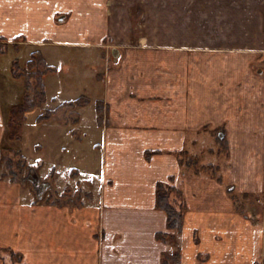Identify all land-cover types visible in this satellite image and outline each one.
Returning a JSON list of instances; mask_svg holds the SVG:
<instances>
[{"label":"crops","instance_id":"crops-1","mask_svg":"<svg viewBox=\"0 0 264 264\" xmlns=\"http://www.w3.org/2000/svg\"><path fill=\"white\" fill-rule=\"evenodd\" d=\"M35 51L55 69L38 107L73 101L52 75L89 100L38 123L40 162L23 153L57 200L2 174L11 60ZM262 192L264 0H0V264H258L264 228L237 207Z\"/></svg>","mask_w":264,"mask_h":264},{"label":"rangeland","instance_id":"rangeland-1","mask_svg":"<svg viewBox=\"0 0 264 264\" xmlns=\"http://www.w3.org/2000/svg\"><path fill=\"white\" fill-rule=\"evenodd\" d=\"M17 54V53H16ZM21 62L25 60L26 55H21ZM13 58V55H11V59ZM63 57H61L62 59ZM60 59V60H61ZM54 61H57L56 59ZM64 61V60H63ZM61 61V62H63ZM14 60H11V82L6 83V87L10 88L7 90L9 94L11 95V104L14 105L22 100V92H23V87H24V80L23 78L19 77L20 74H24V72H29L28 67L25 65L20 66L18 64L13 63ZM65 62V61H64ZM67 64V62H66ZM43 68V67H42ZM41 68V69H42ZM67 68V67H66ZM32 84L33 88H38L37 85V79L34 78L32 79ZM49 83V88L51 94L54 96L60 98V100H63L61 98H70L73 99L76 97H80L82 94H78V88L79 84L78 83H73V81H68L64 82V84H58L59 82L56 79V75L50 76V79L48 80ZM63 86V87H62ZM35 89L31 93L34 94ZM11 105V106H12ZM51 102L47 104V106H51ZM95 108V103L92 104L91 106H88L87 108L84 109L87 113V119L89 118L88 112L92 111ZM45 111L44 107H37L32 111H28V116L26 115V119L23 122L22 128H20V131H17V123L16 121L14 122V117L11 118V125L8 124V130H7V140L5 143V146L3 147V153H2V158H4V162L2 164V171L5 173L2 174H11L10 169L8 168V162L7 159H10L13 161V170L18 174L20 180L27 184V185H32V187L35 189L36 196L42 199H46L47 196H52L53 199L57 200L58 194L54 192L55 188H53L52 181L50 180H44V178L39 180V183L35 185L32 182V179L30 178V167L27 158L23 153H26L29 156V159L33 161L35 164L40 162V159L38 158V155L35 154V144L39 142H44L45 140L50 141L49 137L46 135V132L43 131V129H39L38 123L35 121L36 117L43 113ZM27 114V113H26ZM9 119V117H8ZM14 119V120H13ZM27 120V121H26ZM26 122V123H25ZM25 125V130L23 131V127ZM22 136V139H17V133ZM24 133V137H23ZM52 141L55 142V139H52ZM51 142V141H50ZM215 147V146H213ZM51 151H56L53 148V145L51 147ZM214 152V149H213ZM205 155L208 157H212L213 153L210 152L208 149L205 151ZM210 159V158H209ZM207 161H210L207 159ZM55 163V162H54ZM57 164V163H56ZM66 162H61L59 163V166L65 165ZM34 169V168H33ZM59 177V178H58ZM56 180L58 181V185L60 186V189L62 187V184L64 186H70L75 184V182L71 181L68 176H63V174H56L55 175ZM48 183V187L42 186V182ZM71 188H70V193H71ZM69 193V194H70ZM75 195V194H73ZM60 197H62L60 195ZM242 198V197H241ZM244 205L246 207H242L247 211V213H252V224L255 225H262L264 228V192L262 193H255L251 195L249 199H243ZM264 259V258H263ZM261 260L260 263L258 264H264V260Z\"/></svg>","mask_w":264,"mask_h":264},{"label":"trees","instance_id":"trees-1","mask_svg":"<svg viewBox=\"0 0 264 264\" xmlns=\"http://www.w3.org/2000/svg\"><path fill=\"white\" fill-rule=\"evenodd\" d=\"M27 67L29 69V72H24L22 74L24 76V87L22 92V100L19 103H16L11 107L8 124L11 125V118L14 117V122L17 123V131H20V128L23 126V122L26 119V113L28 111H31L35 109L38 106H41L44 104V102L47 100V94H46V88L43 83V77L47 72L54 71L55 69L50 67L45 59L43 58V55L39 51H35L32 53L31 59L27 63ZM43 67V68H42ZM42 68V69H41ZM37 79V85L38 88H33L32 79ZM35 89L34 94L31 93V90L33 91ZM89 104V100L85 96H81L73 101L64 102L61 105H59L55 109H48L43 114L39 115L36 119L37 123H42L45 120L50 119L53 115H55L59 110L66 109L69 111H73L79 106H86ZM97 108L99 111H101L102 103L99 101L97 104ZM17 139H22V136L17 133L16 136ZM1 165L5 161L4 158L1 159ZM8 162V168L10 169V175L13 179H17L19 176L18 174L13 170V161L10 159H7ZM31 168V167H30ZM170 190L165 188L163 184H160L158 186L157 190V207L166 210L168 213V227L169 229H177L181 230L182 223H183V210L182 208H175L169 203V197H170ZM235 202L238 203L237 199H235ZM240 211L244 212V209L242 207H237ZM159 238H168L170 237L167 233H159L157 235ZM181 262V254L180 252H176L172 255L165 254L163 258L162 264H180Z\"/></svg>","mask_w":264,"mask_h":264},{"label":"water","instance_id":"water-1","mask_svg":"<svg viewBox=\"0 0 264 264\" xmlns=\"http://www.w3.org/2000/svg\"><path fill=\"white\" fill-rule=\"evenodd\" d=\"M29 176H30V178L32 179V182L35 184V185H37L38 183H39V177L37 176V174L32 170V169H30V171H29ZM42 186H44V187H48V183H46V182H42Z\"/></svg>","mask_w":264,"mask_h":264}]
</instances>
